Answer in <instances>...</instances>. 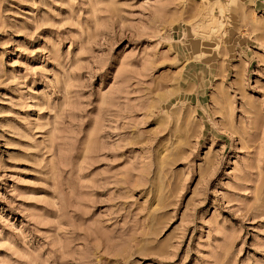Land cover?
I'll use <instances>...</instances> for the list:
<instances>
[{"label": "rangeland", "instance_id": "374dc122", "mask_svg": "<svg viewBox=\"0 0 264 264\" xmlns=\"http://www.w3.org/2000/svg\"><path fill=\"white\" fill-rule=\"evenodd\" d=\"M0 264H264V0H0Z\"/></svg>", "mask_w": 264, "mask_h": 264}]
</instances>
